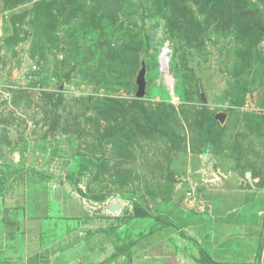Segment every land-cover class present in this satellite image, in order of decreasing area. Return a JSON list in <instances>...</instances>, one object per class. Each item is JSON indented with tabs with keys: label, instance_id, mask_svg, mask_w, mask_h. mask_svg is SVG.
I'll return each mask as SVG.
<instances>
[{
	"label": "rangeland",
	"instance_id": "1",
	"mask_svg": "<svg viewBox=\"0 0 264 264\" xmlns=\"http://www.w3.org/2000/svg\"><path fill=\"white\" fill-rule=\"evenodd\" d=\"M0 228L259 264L264 0H0Z\"/></svg>",
	"mask_w": 264,
	"mask_h": 264
},
{
	"label": "crops",
	"instance_id": "2",
	"mask_svg": "<svg viewBox=\"0 0 264 264\" xmlns=\"http://www.w3.org/2000/svg\"><path fill=\"white\" fill-rule=\"evenodd\" d=\"M27 231L25 233L24 242L21 245H18L17 242L13 240L12 236H8L4 229L0 228V264H204L194 259L186 260L183 256L177 254L176 252L169 251L170 248L166 245H163L161 247L162 249H159L160 251L156 248H149V252L147 254L148 258L142 261H139L141 259L137 258H133V261H124L123 258L125 255L120 253L113 254L115 252L112 251L113 248L104 249L102 256L99 258L92 257V261H86V259L90 257L91 252L86 253L82 251V248L79 250L80 253L84 254L81 260L72 259L69 261H55L54 258H56L57 254L53 250L47 251V249L40 242V234L37 233L35 237L34 235L31 237ZM263 240L264 238L260 240V245L263 244V250L260 252V264H264ZM261 241L263 242L261 243ZM51 251H53L52 254ZM101 252H103V249H101ZM64 255L67 254L65 253ZM211 255L216 262H220L218 261V256H216V254L213 253ZM49 257H52V259H49ZM136 259L138 261H135ZM241 264L245 263L241 261Z\"/></svg>",
	"mask_w": 264,
	"mask_h": 264
},
{
	"label": "trees",
	"instance_id": "3",
	"mask_svg": "<svg viewBox=\"0 0 264 264\" xmlns=\"http://www.w3.org/2000/svg\"><path fill=\"white\" fill-rule=\"evenodd\" d=\"M139 104V103H138ZM138 110H139V114L140 116L144 119V121L151 127V128H155V129H160L162 130L166 135H170L169 132L167 131V129H165L163 126L159 125V124H154L152 122H150L148 120V118L146 117L145 115V112L141 106V104L138 105ZM212 121L211 120H207V119H204V122H203V125H202V128L204 131L207 130L208 127L211 126V123ZM135 217V215H134ZM261 245L260 247H258L257 249V252H256V258L258 259V261L260 260V255H261ZM203 254V253H202ZM202 263L204 264H222L221 262H216L214 260H212L209 256H205V255H202L201 257V261ZM260 264V263H259Z\"/></svg>",
	"mask_w": 264,
	"mask_h": 264
},
{
	"label": "water",
	"instance_id": "4",
	"mask_svg": "<svg viewBox=\"0 0 264 264\" xmlns=\"http://www.w3.org/2000/svg\"><path fill=\"white\" fill-rule=\"evenodd\" d=\"M137 84H138V91H137V95L141 96L143 94V88H144V74L141 73L138 77V81H137Z\"/></svg>",
	"mask_w": 264,
	"mask_h": 264
}]
</instances>
